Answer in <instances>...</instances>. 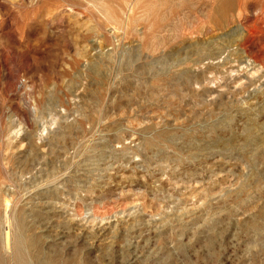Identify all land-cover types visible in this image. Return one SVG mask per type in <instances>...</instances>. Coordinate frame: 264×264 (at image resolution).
I'll return each instance as SVG.
<instances>
[{"label": "rangeland", "instance_id": "obj_1", "mask_svg": "<svg viewBox=\"0 0 264 264\" xmlns=\"http://www.w3.org/2000/svg\"><path fill=\"white\" fill-rule=\"evenodd\" d=\"M222 3L0 0V264H264V0Z\"/></svg>", "mask_w": 264, "mask_h": 264}, {"label": "bare ground", "instance_id": "obj_2", "mask_svg": "<svg viewBox=\"0 0 264 264\" xmlns=\"http://www.w3.org/2000/svg\"><path fill=\"white\" fill-rule=\"evenodd\" d=\"M220 2H223L222 5L224 8H232V5H234L236 0H218ZM8 220V219H7ZM9 221V220H8ZM9 235V234H8ZM7 236V235H6ZM7 238V237H6ZM9 238H7L8 240ZM8 242V241H7Z\"/></svg>", "mask_w": 264, "mask_h": 264}]
</instances>
